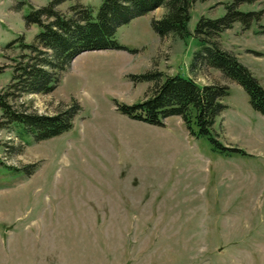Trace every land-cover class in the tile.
I'll use <instances>...</instances> for the list:
<instances>
[{"label": "rangeland", "instance_id": "374dc122", "mask_svg": "<svg viewBox=\"0 0 264 264\" xmlns=\"http://www.w3.org/2000/svg\"><path fill=\"white\" fill-rule=\"evenodd\" d=\"M49 1L0 0V90L23 52L19 42H33L41 30L26 25L25 15ZM233 1L196 0L189 30ZM101 2L67 0L57 9L69 15L81 4L95 16ZM237 7L264 9V1ZM164 12L158 7L117 28L127 50L84 51L50 93L9 100L39 114L73 101L80 109L69 130L41 141L22 123L0 126V264H264V116L218 69H190L198 39L159 36L151 20ZM258 24L264 16L249 29L235 22L218 41L264 87ZM150 69L227 85L213 129L222 144L246 154L219 153L207 137L191 136L179 116L157 126L121 114L114 100L141 101L152 85L128 76Z\"/></svg>", "mask_w": 264, "mask_h": 264}, {"label": "trees", "instance_id": "16d2710c", "mask_svg": "<svg viewBox=\"0 0 264 264\" xmlns=\"http://www.w3.org/2000/svg\"><path fill=\"white\" fill-rule=\"evenodd\" d=\"M67 0H50L47 5L32 8L25 15L26 25L36 24L41 30L33 42H19L23 51L12 61L13 75L6 88L0 90L2 116L0 126L22 123L35 141L59 135L73 126V118L80 109L79 104H60L52 115L20 111L9 100H17L29 93L48 94L55 89L59 75L84 51L101 49H128L116 38L119 26L143 16L158 7L165 8L160 18H153L151 26L161 37L173 35L180 39L195 36L200 48L193 53L190 69L207 66L221 71L227 78L244 88L251 107L264 116V87L252 72L231 52L223 49L218 38L224 31L240 22L249 29L252 22L260 21L264 9L241 11L234 0L226 5V12L217 18L201 15L193 33L188 28L190 9L196 0H102L97 14L89 6L74 4L70 14L61 13L57 7ZM205 1V0H201ZM264 1V0H258ZM255 32L264 34V24H258ZM14 41L9 44L13 45ZM27 51V52H25ZM136 82H151L143 99L135 103L114 100L116 109L130 119L148 124L164 126V119L179 116L189 134L207 137L214 150L219 153L245 151L225 146L218 140L213 125L226 108L221 98L228 94L229 87L221 83L199 84L190 76L180 74L162 75L160 71L148 70L130 74Z\"/></svg>", "mask_w": 264, "mask_h": 264}, {"label": "crops", "instance_id": "0c3cea01", "mask_svg": "<svg viewBox=\"0 0 264 264\" xmlns=\"http://www.w3.org/2000/svg\"><path fill=\"white\" fill-rule=\"evenodd\" d=\"M182 120V119H181Z\"/></svg>", "mask_w": 264, "mask_h": 264}]
</instances>
